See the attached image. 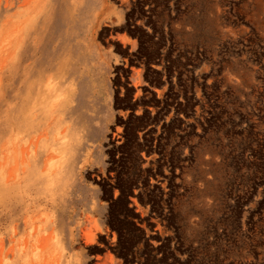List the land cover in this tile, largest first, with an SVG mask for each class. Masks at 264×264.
I'll return each instance as SVG.
<instances>
[{
  "label": "rangeland",
  "instance_id": "374dc122",
  "mask_svg": "<svg viewBox=\"0 0 264 264\" xmlns=\"http://www.w3.org/2000/svg\"><path fill=\"white\" fill-rule=\"evenodd\" d=\"M32 263L264 264V0H0V264Z\"/></svg>",
  "mask_w": 264,
  "mask_h": 264
},
{
  "label": "bare ground",
  "instance_id": "6f19581e",
  "mask_svg": "<svg viewBox=\"0 0 264 264\" xmlns=\"http://www.w3.org/2000/svg\"><path fill=\"white\" fill-rule=\"evenodd\" d=\"M33 106V105H32ZM42 106H43V104H42ZM38 108V107H37ZM38 110V109H37ZM33 251V250H32ZM36 251V250H35ZM33 264V263H32Z\"/></svg>",
  "mask_w": 264,
  "mask_h": 264
}]
</instances>
